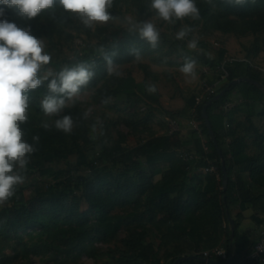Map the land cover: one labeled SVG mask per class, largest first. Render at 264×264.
I'll return each mask as SVG.
<instances>
[{
    "label": "trees",
    "instance_id": "1",
    "mask_svg": "<svg viewBox=\"0 0 264 264\" xmlns=\"http://www.w3.org/2000/svg\"><path fill=\"white\" fill-rule=\"evenodd\" d=\"M122 1L113 0V6ZM195 3L200 15L193 21H202L208 29L242 34L264 32V0ZM0 7L5 8L4 18L19 27H30L31 34L38 39L52 40L72 21V14L63 9L59 0L33 19L19 15L17 9L2 4ZM258 42L255 39L253 53L258 52ZM150 46L140 35L118 28L91 49L77 52L69 64L83 63L94 72L79 93L95 89L94 97L108 108L113 107L112 97L125 96L132 105L144 98L157 101L158 96L150 94L146 81L138 83L130 74L121 76L108 70L109 64L134 61L137 55L133 49L141 55ZM224 54L221 49L213 57L206 49L196 48L191 52V61L215 67L223 61ZM225 68L228 78L219 83L209 98L197 105L193 97L181 111L169 112L175 121L195 118L207 139L208 151L194 129L188 139L181 131H173L148 136L131 146L127 144V134L121 131L114 137L104 129L95 136L79 100L66 104L56 115H45L41 101L48 95H62L50 92L51 79L41 80L37 88L27 91L28 119L19 126L24 141L34 151L26 155L25 166L16 163L13 172L23 180L36 172L52 180L43 181L30 196L25 194L23 185L16 184L13 195L0 204V264L32 256H41L52 264H71L83 256L100 259L103 254L111 256L110 264H174L190 255L197 258L181 259L178 264H210L202 259V252L221 243L228 253V258L221 262L232 256L228 264H253L247 255L262 233L252 234L248 229L254 228L255 222L264 223V130L253 117L264 115V89L254 82L242 81L208 105V118L223 158L209 134L203 107L236 78L248 77L261 81L263 86L264 78L260 68L248 59L228 61ZM236 99L238 105L225 113L224 105ZM240 114H245L248 122L244 130ZM65 115L73 120L70 134L55 128V121ZM152 117L150 111L144 116L134 114L125 122L135 131L134 123H147ZM44 122L52 127L45 129ZM248 134L256 149L252 153L248 152ZM36 136L38 141L33 139ZM182 149L194 151L197 157L184 160L180 155ZM91 150L94 153L90 155ZM73 154L78 163H70L66 169L47 166L68 160ZM206 156L216 162L220 177L205 170ZM223 161L229 174L226 188ZM123 176L131 180L126 181ZM247 209L252 210L249 217L244 212ZM229 216L235 221L234 230ZM103 244H112L107 253H103ZM10 247L12 253L5 252Z\"/></svg>",
    "mask_w": 264,
    "mask_h": 264
},
{
    "label": "rangeland",
    "instance_id": "2",
    "mask_svg": "<svg viewBox=\"0 0 264 264\" xmlns=\"http://www.w3.org/2000/svg\"><path fill=\"white\" fill-rule=\"evenodd\" d=\"M150 5L151 0H123L118 6L112 5L108 9L111 19L106 24H93L91 27L86 26L77 14L71 13L72 21L63 27L61 34L55 35L52 40L45 37L40 39L44 43V52L51 56V61L41 66L38 77L41 80L53 78L58 80L59 73L62 70L76 66V64H69V60L73 59L77 52L81 53L91 49L99 44L103 36L113 30L122 28L129 33L139 35L138 31L130 30L132 24L150 21L156 26L160 36L155 48L150 46L151 51L148 49L147 52L138 55L130 63L109 64L108 70L110 73H117L121 76L130 74L138 83L146 81L149 86H155V92H150V94L155 97L157 95V101L144 98L138 104L132 105L126 102L125 96L112 97L110 102L113 107L108 108L102 104L100 99L94 97L95 89H87L66 103L72 104L74 100H79L85 112L90 110L87 117L89 118V125H91V134L96 136L106 129L107 132L117 137L118 131H121L127 134V144L130 146L148 136L169 133L172 128V121H174L169 116V112L177 113L181 111L189 100L200 96L206 82H214L218 86L220 82L225 80V78H221L223 73L221 62L248 59L260 68L264 78V32L242 34L208 29L202 21H193L194 19L190 17L175 20L172 23L160 19L156 11L150 8ZM186 28L190 31L184 39H177V32ZM193 39L197 41L196 48L206 49L213 57H217L221 49L225 50V54L223 61L215 67L200 61L195 62L196 78L194 81L189 82L191 77H186L180 69L186 62L191 61V52L196 48H190L188 45ZM255 39H259L257 53H253ZM261 106V108H264V105ZM150 111L153 114L152 119L147 123H134V125H137L135 131L125 122L134 114L144 116ZM238 118L242 122L241 129L244 130L248 126L245 114L238 115ZM253 120L261 130H264V115L254 116ZM176 121L178 122V129L176 128L175 131H182L184 127H188L190 131L193 130L191 120L180 118ZM252 138L251 135H247L249 141L248 152L250 153L256 151L251 144ZM226 142H229V140ZM93 153L94 150L89 152L90 155ZM70 163H78L76 154L71 155L68 160L47 163V166L62 170L68 168ZM26 176L20 184L24 186V192L27 196L33 193L35 187L44 184L43 181L49 182L52 180L51 177H42L37 172ZM123 179L127 181L129 178L123 176ZM116 212L120 213L121 211L117 210ZM237 212L238 208H235L234 213ZM250 225L251 222L249 221L248 226L250 227ZM246 226L247 223L244 224L245 228ZM253 226L255 227L248 229L252 234L264 233V223L256 225L255 222ZM1 246L0 244V248ZM111 246L112 244L101 245L103 253H107ZM5 252L12 253V248H7ZM111 259V256L107 254H103L100 259L83 256L78 262L71 264H110ZM11 264L52 263L41 256H32L30 259L18 258Z\"/></svg>",
    "mask_w": 264,
    "mask_h": 264
},
{
    "label": "clouds",
    "instance_id": "3",
    "mask_svg": "<svg viewBox=\"0 0 264 264\" xmlns=\"http://www.w3.org/2000/svg\"><path fill=\"white\" fill-rule=\"evenodd\" d=\"M243 2L235 0L236 4ZM54 3L55 0H0V4L17 9L19 15L28 19L35 18ZM59 4L65 11L77 14L86 26L91 27L93 24H106L111 19L108 9L112 7L113 0H59ZM150 8L156 11L160 19L172 23L186 17L198 19L200 15L195 0H151ZM4 17L5 8L0 7V204L13 195L16 184L23 182V177L13 172L14 165L19 163L20 167H24L26 155L34 151L33 146L24 141L19 126L28 119V97L25 93L42 83L38 78L39 69L51 61V56L44 52L43 41L31 34L30 27H19L16 22ZM130 30L138 31L140 37L146 39L153 48L157 46L160 33L152 22L132 24ZM188 31L190 29L187 28L180 30L176 38L184 39ZM188 46L196 48L197 41L193 39ZM132 51L139 55L138 50ZM180 71L186 77H191L189 82L195 80L194 61L186 62ZM93 76L90 66L83 63L62 70L58 80L53 78L48 84L51 93L62 95H48L41 101L45 115L58 114L66 107V100H73ZM148 90L155 92L156 89L150 85ZM89 112L85 113V117ZM42 126L45 129L52 127L47 122ZM55 128L70 134L73 130L72 117L65 115L57 119ZM33 139L38 141L39 137Z\"/></svg>",
    "mask_w": 264,
    "mask_h": 264
},
{
    "label": "built area",
    "instance_id": "4",
    "mask_svg": "<svg viewBox=\"0 0 264 264\" xmlns=\"http://www.w3.org/2000/svg\"><path fill=\"white\" fill-rule=\"evenodd\" d=\"M225 63H226V61L220 63V65L223 69V73L221 74V78L227 79L229 73L225 68ZM216 89H217V83L206 82L203 92L200 94V96H197L195 98L196 104L198 105L205 98H209L212 94H214L216 92ZM238 103H239V100H232V101L227 102L224 105V112L225 113L230 112L235 106L238 105ZM191 124H192L193 129L195 131H197L199 136L202 138L204 149L206 151H208L207 139L203 135L201 126L199 125V123L197 122V120L195 118H193L191 120ZM176 128L178 129V122L174 120V121H172V128H171L170 132L175 131ZM180 155L184 160H192V159L197 157V155L194 151H188L186 149L180 150ZM205 159L207 162V166H206L205 170L208 172L215 173L217 176L220 177L219 168H218V165L216 164V162L207 156L205 157ZM202 253H203L204 258H213V259H217L219 261H224L228 258L227 249H226L225 245L222 243L217 245V246H214L212 248L206 249ZM247 260L253 264H256L259 262L264 264V233L262 234L261 238L251 248L249 254L247 255Z\"/></svg>",
    "mask_w": 264,
    "mask_h": 264
},
{
    "label": "water",
    "instance_id": "5",
    "mask_svg": "<svg viewBox=\"0 0 264 264\" xmlns=\"http://www.w3.org/2000/svg\"><path fill=\"white\" fill-rule=\"evenodd\" d=\"M242 81H249V82H254L257 86L261 87L264 89V86L262 84L261 81H253L252 79L248 78V77H240V78H236L232 81H230L219 93H217L213 98H211L210 100H208L204 107H203V116L206 120V123H207V126L209 128V134L210 136L212 137L213 141L215 142V145L217 146L218 148V151H219V154L221 155V157L223 158V155H222V150L221 148L219 147L218 145V141L216 139V136H215V132L211 126V123L209 121V118H208V114H207V107L209 104H211L214 100H217L219 99L221 96H223L229 89L232 85H235V84H238ZM222 173H223V187L226 188L227 187V184H228V180H229V174H228V171H227V168H226V165H225V162L223 161L222 163ZM230 218V222H231V227L232 229L234 230V227H235V221L234 219L229 216ZM187 258H190V259H193V258H197L196 255H190V256H187V257H182V258H179L174 264H178V262L181 260V259H187ZM204 261L210 263V264H228L231 259H232V256L225 262H221L217 259H213V258H202Z\"/></svg>",
    "mask_w": 264,
    "mask_h": 264
},
{
    "label": "crops",
    "instance_id": "6",
    "mask_svg": "<svg viewBox=\"0 0 264 264\" xmlns=\"http://www.w3.org/2000/svg\"><path fill=\"white\" fill-rule=\"evenodd\" d=\"M190 129L188 127H184L181 131V134L183 135V137L187 138L189 137L190 135ZM246 216L249 217L250 214H252V210L251 209H247L246 211H244ZM248 221H250V219H248ZM252 226V225H251Z\"/></svg>",
    "mask_w": 264,
    "mask_h": 264
}]
</instances>
